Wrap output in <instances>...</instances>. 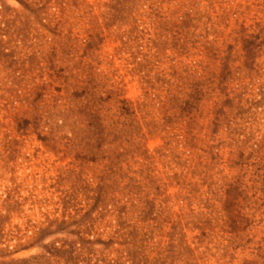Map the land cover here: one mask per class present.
<instances>
[{"label": "rangeland", "instance_id": "374dc122", "mask_svg": "<svg viewBox=\"0 0 264 264\" xmlns=\"http://www.w3.org/2000/svg\"><path fill=\"white\" fill-rule=\"evenodd\" d=\"M0 264H264V0H0Z\"/></svg>", "mask_w": 264, "mask_h": 264}]
</instances>
